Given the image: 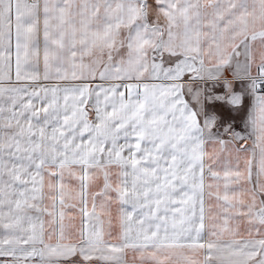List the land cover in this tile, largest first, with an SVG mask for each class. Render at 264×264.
<instances>
[{
  "label": "snow or ice",
  "instance_id": "snow-or-ice-1",
  "mask_svg": "<svg viewBox=\"0 0 264 264\" xmlns=\"http://www.w3.org/2000/svg\"><path fill=\"white\" fill-rule=\"evenodd\" d=\"M0 264H264V0H0Z\"/></svg>",
  "mask_w": 264,
  "mask_h": 264
}]
</instances>
